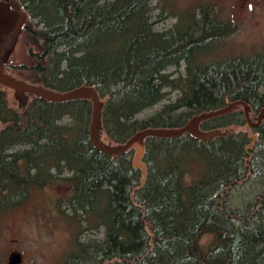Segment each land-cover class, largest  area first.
Returning a JSON list of instances; mask_svg holds the SVG:
<instances>
[{
  "label": "rangeland",
  "instance_id": "374dc122",
  "mask_svg": "<svg viewBox=\"0 0 264 264\" xmlns=\"http://www.w3.org/2000/svg\"><path fill=\"white\" fill-rule=\"evenodd\" d=\"M92 1L87 0L84 4L90 13L106 8L114 0H96L97 5ZM5 5L11 13L16 14L17 29L11 50L0 59V69L20 81L62 93L80 85L93 86L102 102L97 128L100 143L111 147L124 145L129 137L124 141L122 140L123 136L115 128L114 120L117 118L125 121V117H127L126 112L120 109V105L123 104L127 108L131 96L129 91H121V87L127 84L132 72V62L136 54L143 49L138 46H128L124 37L118 34L115 37L120 38L121 42L112 38L113 36L102 35L103 30L100 33V30L81 28L83 38L79 39L69 35L65 38L71 42L55 43L54 47H51L52 52L45 56L43 48L39 49L33 37L38 36L42 31L53 34L56 31L55 26L61 24V20L58 19L60 13H58L59 10L55 2L53 0H8ZM37 6H43V11ZM149 6L153 27L174 46H178L184 36L179 23L186 20L189 14H193L199 31V25L204 16L202 10L204 9L212 11L217 22H228L230 33L223 36L224 38L217 39L212 49L208 51L196 46L181 48L184 50L176 55L173 64L165 71L169 78L178 81L179 87L174 85L176 81L168 82L169 86L163 88V91L168 93L163 101L153 107H147L134 113L133 120L139 121L140 124L158 113L165 103L181 96L180 94L183 93L184 89L187 92H192V100L195 102L197 91L201 87L198 76L212 62L224 63L229 68L231 77H234L237 72H244L252 66V62L264 57V0H150ZM75 23L79 27L82 26L78 22ZM25 25L28 28L26 27L24 30L23 26ZM95 36H97L96 39L100 40V43H96V39L93 41ZM76 49L81 51L77 59L74 55ZM93 55H97L96 61L92 60ZM117 63H120L121 67L123 66V77L119 81L111 72L114 82L110 84L113 85L104 84L103 79L97 77L99 73L97 70L102 67L113 70L114 64ZM94 64H97L98 68H94ZM225 65L223 66L225 67ZM81 72L82 76L80 77ZM68 74H71L73 80L66 84L64 78ZM37 75H41L38 77L41 82L35 79L34 76ZM191 78L194 80L192 83L190 82ZM251 80L250 82H253ZM68 84L72 86L66 87L65 85L68 86ZM109 88L111 92L107 90ZM0 89L7 94V101L11 106L22 110L21 100L12 88L0 84ZM33 96L27 94L26 102L30 101ZM231 101L228 99L222 106L213 110L225 107ZM64 102L73 103L68 104L67 108L63 109L64 112L60 115L59 122L75 138L81 153L91 165L92 170L101 177H106V174L113 176L112 172L115 174L123 172L125 176L134 181L139 179L131 189L130 186L127 188V198L131 203V213L135 216L136 223L144 227L151 248L158 249V242H162L165 249L181 256L184 251H187L186 246H188L187 243L190 238H195L199 252L203 255L196 256L189 253L188 258H185L188 259L189 264H196L199 260L201 261V256L221 257L223 251L219 235L212 231L202 232L200 229L202 221L198 218L205 215L207 206L202 204L186 207L182 200H178V195L186 194L187 187L197 182L196 179L199 176V171H185L184 177H181L180 172V168L186 169L188 166L187 156L191 150L187 149V143L190 138H194L191 134L185 133L180 136L169 137L174 142L172 144L169 142L168 150L167 148L165 150L168 151L167 154L173 157L171 160L172 167L169 171L165 169L162 171L161 168L166 167V165L159 160L158 168L153 170L149 168L146 160L147 156L153 152L150 136L145 139L144 154L139 160H136V147L116 156L109 155L96 148L91 141L90 126L94 109L92 96L82 95L79 98ZM216 102L219 103L218 100ZM194 106L199 110L197 114L212 111H202L196 103ZM263 108L264 106L258 111L250 108V114L254 121L257 120L258 114ZM214 118H222L217 120L218 124H214L216 127L205 128L202 125L203 121L199 125L204 132H214L213 137L207 141L218 138L229 140L234 136H241L242 144H240L239 149L243 157L247 153V161L251 162L248 169L254 173L242 182H230L226 178L219 179L215 193L224 191L229 183H233L230 189L225 190L228 193L227 205L243 212L248 202L257 201V197L262 199L260 216L256 220L258 225L255 222L253 228L257 229L259 226L264 231V197L261 198L260 196L264 193V164L262 159L254 154L257 146L264 142L261 134L264 119L260 125L251 126L246 120L242 106ZM128 121L132 122L131 119ZM194 139L199 142H206L198 138ZM245 165L244 163L236 164L233 173L238 175L240 167L246 170ZM75 173L76 171L64 167V172L57 175V182L45 188H32L30 198L24 205L0 213V264H9L10 255L13 252H19L22 255V261L19 264H58L74 249L76 241L88 244L105 240L108 233L105 225L95 224L93 220L78 223L67 215H70L69 212L67 214L62 212V208L65 207L64 203L71 193V186L67 183L66 178ZM108 181L110 180L105 178V187H110L112 193L118 196L119 191L116 190V185ZM181 182L188 186H181ZM148 183L150 189L145 187ZM163 186L168 188H166L168 194H161L156 200L153 194L154 190L163 189ZM141 193L142 196L138 199ZM170 196H177L176 202L173 198L171 203V200L169 201ZM62 204L64 205L62 206ZM147 206L161 207L164 210L160 213L161 219H156L157 216L159 218V214L154 208L152 215H150L147 212ZM152 220L156 224L155 231L151 227ZM154 236L157 237L158 242Z\"/></svg>",
  "mask_w": 264,
  "mask_h": 264
},
{
  "label": "trees",
  "instance_id": "16d2710c",
  "mask_svg": "<svg viewBox=\"0 0 264 264\" xmlns=\"http://www.w3.org/2000/svg\"><path fill=\"white\" fill-rule=\"evenodd\" d=\"M53 1L59 10L58 19L61 24L55 26L53 34L42 31L33 37L39 49L43 48L45 56L52 52L51 47L55 43L71 42L65 38L69 35L81 39L83 28L100 30V33L103 30L102 35L113 36L112 38L121 42L120 38L115 37L118 34L124 37L128 46L143 49L132 62V72L127 84L121 87V91H129L131 96L127 108L120 105V109L127 114L125 121L117 118L114 120V126L123 136V141L137 130L151 126H183L193 115L199 113L194 103L202 111L222 106L228 99H241L255 111L264 106V57L252 62V66L244 72H237L234 77H231L229 68L224 63L212 62L198 76L201 87L197 91L195 102L192 100V92L184 89L181 96L165 103L158 113L140 124L133 120L134 113L163 101L168 94L163 88L169 86L170 82L176 81L174 85L179 87L178 81L169 78L165 71L173 64L176 55L184 50L181 48L196 46L208 51L217 39L230 33V24L226 21L217 22L212 11L204 9L198 31L196 19L193 14H189L186 20L179 23L184 34L183 40L178 46H174L153 27L150 0H114L106 8L93 13L84 7L87 0ZM93 2L97 5L96 0ZM37 8L42 10L43 6ZM75 22L82 26L79 27ZM97 36L93 37V41ZM88 39L90 40L89 37ZM96 43H100V40L96 39ZM79 52L81 51L78 49L74 51L75 59L79 57ZM91 58L96 61L97 55ZM93 66L98 68L97 64ZM114 66L113 70L106 67L97 70V77L103 79L104 84L113 85L110 84L114 82L111 72L119 81L123 77V66L120 63ZM39 76L41 75L34 77L41 82ZM79 76H82V72ZM64 80L67 84L73 77L68 74ZM193 81L191 78L190 82ZM107 90L111 92L110 88ZM20 103L22 110L11 106L7 101V94L0 89V213L24 205L30 198L32 188H45L57 182V175L64 172V167H68L76 173L66 178L71 186V193L62 212H69L70 215H67L78 223L93 220V223L105 225L108 230L103 242L84 244L76 241L74 249L58 264H189L188 259H185L189 253L196 256L202 254L195 238H190L186 246L188 252L184 251L181 256L165 249L156 236L158 249L151 248L144 227L136 223V218L131 213V203L127 198V188L130 186L131 189L139 179L134 181L123 172H112L113 176L106 174V177H101L92 170L75 138L59 122L63 109L73 102L57 103L34 96L27 104ZM218 119L222 118L205 120L202 125L205 128L216 127L214 124H218ZM261 134L264 140V125ZM151 139L153 152L146 158L149 168L157 169L161 160L166 165L161 168L162 171H169L173 157L166 153L167 145L174 141L170 138ZM241 142V136H234L229 140L218 138L206 142L190 138L187 143V149L191 151L187 156V168H180L181 177H184L185 171H199V176L197 182L189 186L181 182V186L188 187L186 194L178 195V200H182L186 207L202 204L207 206L205 215L198 218L202 221L200 229L202 232L212 231L219 235L223 251L219 258L201 256V261L196 264H264V231L259 226L257 229L253 228L260 216L262 199L257 197V201L248 202L243 212L227 205L228 193L225 190L230 189L233 183H229L224 191L215 193L221 178L229 179L230 182H242L250 174H254L248 169L251 162L247 161V153L243 157L239 149ZM254 154L264 164V142L257 146ZM242 163L246 164V170L240 167L239 174L235 175L234 167ZM105 178L116 185L118 196L112 193L110 187H105ZM149 183L145 187L150 189ZM163 187L154 190L156 200L159 195L168 192L167 187ZM260 196L263 198L264 193ZM176 197L170 196L169 201L172 203L174 198L176 202ZM146 208L150 215L154 208L159 214L156 219H161L160 213L164 212L161 207ZM153 223L151 227L155 231L156 224ZM256 224L258 225L257 222Z\"/></svg>",
  "mask_w": 264,
  "mask_h": 264
},
{
  "label": "water",
  "instance_id": "95a60500",
  "mask_svg": "<svg viewBox=\"0 0 264 264\" xmlns=\"http://www.w3.org/2000/svg\"><path fill=\"white\" fill-rule=\"evenodd\" d=\"M15 15L16 14L11 13L5 3H0V59L9 53L12 48V44L14 43V35L17 29ZM0 84L12 88L24 105L27 104L25 100L27 98V94H32L36 97H41L51 102H64L79 98L82 95H91L94 109L90 126V137L93 144L99 150L112 156L125 153L132 147H136V160H139L143 156L145 139L148 136L169 138L189 133L194 138L207 141L208 139L213 137L214 132L207 133L202 131L199 126L200 123L216 116L229 113L239 106L243 107L246 120L251 126L260 125L264 119V108L258 114L257 120L254 121L250 114L251 106L247 102L238 99L228 102L225 107L219 108L217 110L195 114L181 127H172L166 129L152 127L145 128L131 135L124 145L111 147L101 144L97 136V128L101 114L102 102L99 100V96L93 86L80 85L67 92L62 93L60 91H54L49 88L41 87L29 82L20 81L10 74L5 73L2 69H0ZM21 261L22 255L19 252H13L10 255L9 264H19Z\"/></svg>",
  "mask_w": 264,
  "mask_h": 264
},
{
  "label": "flooded vegetation",
  "instance_id": "af4514ba",
  "mask_svg": "<svg viewBox=\"0 0 264 264\" xmlns=\"http://www.w3.org/2000/svg\"><path fill=\"white\" fill-rule=\"evenodd\" d=\"M8 2V0H0V3H7ZM26 27L28 28V26L27 25H25V26H23V29L25 30L26 29ZM29 28H30V30H32V28L29 26ZM34 97V96H33ZM29 101H27V103H28ZM243 108V107H242ZM169 128V127H168Z\"/></svg>",
  "mask_w": 264,
  "mask_h": 264
}]
</instances>
